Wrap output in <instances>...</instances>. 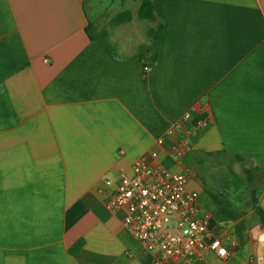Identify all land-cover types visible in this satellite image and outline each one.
<instances>
[{
  "label": "crops",
  "instance_id": "obj_1",
  "mask_svg": "<svg viewBox=\"0 0 264 264\" xmlns=\"http://www.w3.org/2000/svg\"><path fill=\"white\" fill-rule=\"evenodd\" d=\"M162 1L153 43L138 11L118 24L94 4L93 24L87 0H0V264H152L100 192L143 156L187 172L211 230L236 241L172 264H264L250 202L264 210V181L245 176L264 170V0ZM189 111L209 124L179 160L182 131L157 141Z\"/></svg>",
  "mask_w": 264,
  "mask_h": 264
},
{
  "label": "built area",
  "instance_id": "obj_2",
  "mask_svg": "<svg viewBox=\"0 0 264 264\" xmlns=\"http://www.w3.org/2000/svg\"><path fill=\"white\" fill-rule=\"evenodd\" d=\"M149 70L148 66L143 69L144 72ZM207 106L202 104L199 111L203 112ZM193 114L194 111L185 113L158 139L157 146L161 148L176 131H182L186 139L171 151L173 157L181 160L190 148L188 139L209 124L207 119L193 124ZM150 156L157 158L159 153L153 151ZM132 171L133 177H122L116 183L106 180L100 192L109 195L107 209L110 212H126L124 225L152 257V264H172L179 257L206 254L220 259L229 257L236 241L211 230L209 218L200 207L199 194L187 187V172L151 165L146 156L132 165Z\"/></svg>",
  "mask_w": 264,
  "mask_h": 264
},
{
  "label": "trees",
  "instance_id": "obj_3",
  "mask_svg": "<svg viewBox=\"0 0 264 264\" xmlns=\"http://www.w3.org/2000/svg\"><path fill=\"white\" fill-rule=\"evenodd\" d=\"M140 2L138 8V18L142 21L156 22L158 21V25L154 29H150L148 32L149 37L152 39L153 43L158 41V38L163 30L166 29L168 25V19L166 16V12L164 9L162 0H137ZM131 19V13L129 11H125L121 13L116 18V23L120 24L126 22ZM92 38V36H91ZM144 73V71H143ZM236 158L239 161H244V157L237 155ZM246 180L248 182H254L255 180L264 181V170L260 167H252L245 170ZM257 191L251 192V205L255 210L258 221L261 225L264 226V210L259 206L257 200ZM82 249V242H79L72 250L75 255Z\"/></svg>",
  "mask_w": 264,
  "mask_h": 264
},
{
  "label": "rangeland",
  "instance_id": "obj_4",
  "mask_svg": "<svg viewBox=\"0 0 264 264\" xmlns=\"http://www.w3.org/2000/svg\"><path fill=\"white\" fill-rule=\"evenodd\" d=\"M94 4L96 5V9L100 15L104 16L105 21V19L113 20L125 11H129L131 13V17H133V15L137 14L140 3L135 0H87V11L93 24L96 23L97 19V13L94 11L96 10L94 9ZM146 25L148 27H152L150 22H146ZM123 31H125V28H120L119 33ZM134 31H136V29H134ZM137 31H139L138 28Z\"/></svg>",
  "mask_w": 264,
  "mask_h": 264
},
{
  "label": "water",
  "instance_id": "obj_5",
  "mask_svg": "<svg viewBox=\"0 0 264 264\" xmlns=\"http://www.w3.org/2000/svg\"><path fill=\"white\" fill-rule=\"evenodd\" d=\"M261 229H262V231L264 232V226H263V225L261 226ZM261 253L263 254V256H262V257H263V259H264V249L262 250V252H261Z\"/></svg>",
  "mask_w": 264,
  "mask_h": 264
}]
</instances>
